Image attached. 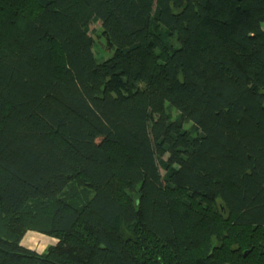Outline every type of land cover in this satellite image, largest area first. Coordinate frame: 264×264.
<instances>
[{
    "label": "trees",
    "instance_id": "16d2710c",
    "mask_svg": "<svg viewBox=\"0 0 264 264\" xmlns=\"http://www.w3.org/2000/svg\"><path fill=\"white\" fill-rule=\"evenodd\" d=\"M0 264H264V0H0Z\"/></svg>",
    "mask_w": 264,
    "mask_h": 264
},
{
    "label": "rangeland",
    "instance_id": "374dc122",
    "mask_svg": "<svg viewBox=\"0 0 264 264\" xmlns=\"http://www.w3.org/2000/svg\"><path fill=\"white\" fill-rule=\"evenodd\" d=\"M88 31H89V34L91 35V37L93 38L92 50H93L95 57L98 60H102V59L110 56L112 51L111 50L107 51L106 46L104 47V45L106 44V41H105L104 37H100L101 36L100 35V31H101L100 21L90 22L88 24ZM173 114H176V112H173ZM27 232L29 233L26 235L27 237H28V235H33L35 233L39 234V232H35L33 230H28ZM48 237H50V236H48ZM25 240H26V237L23 236L20 242H23L24 244H26L25 245L26 247L30 246L29 245V244H31L30 241H25ZM33 246H35V247L37 246L38 247L36 249L37 252H41V247H39V245H33Z\"/></svg>",
    "mask_w": 264,
    "mask_h": 264
},
{
    "label": "crops",
    "instance_id": "0c3cea01",
    "mask_svg": "<svg viewBox=\"0 0 264 264\" xmlns=\"http://www.w3.org/2000/svg\"><path fill=\"white\" fill-rule=\"evenodd\" d=\"M27 234H29L28 232H26L24 234V236L26 237L25 241H30L31 244H29L30 246H27V248L30 249H34L35 251H37L36 249L38 248L37 246H33V245H39V247H41V252L49 245L53 244L55 242V239H53L52 237H48L44 234H33V235H28V237L26 236ZM39 242V243H38ZM22 245H26L23 242H21ZM39 251V250H38Z\"/></svg>",
    "mask_w": 264,
    "mask_h": 264
},
{
    "label": "water",
    "instance_id": "95a60500",
    "mask_svg": "<svg viewBox=\"0 0 264 264\" xmlns=\"http://www.w3.org/2000/svg\"><path fill=\"white\" fill-rule=\"evenodd\" d=\"M246 253H247V252L245 251V252L243 253V256H245V255H246Z\"/></svg>",
    "mask_w": 264,
    "mask_h": 264
}]
</instances>
